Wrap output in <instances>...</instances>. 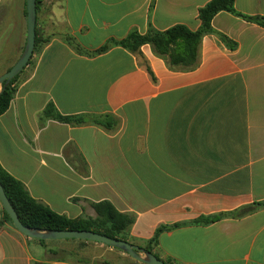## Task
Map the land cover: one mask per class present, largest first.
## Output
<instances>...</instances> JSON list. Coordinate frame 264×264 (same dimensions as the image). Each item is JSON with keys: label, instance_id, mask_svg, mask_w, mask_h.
<instances>
[{"label": "crops", "instance_id": "1", "mask_svg": "<svg viewBox=\"0 0 264 264\" xmlns=\"http://www.w3.org/2000/svg\"><path fill=\"white\" fill-rule=\"evenodd\" d=\"M211 1H37L36 49L0 116V165L67 218H94L104 201L134 215L130 243L165 263L264 264V207L192 224L264 203V28L247 19L264 18V0H235L238 14L218 13L190 71L170 69L150 45L97 53L133 32H196ZM27 12V0H0V77L25 50ZM49 105L116 125L59 122L44 116ZM50 242L4 224L0 264H144L100 243Z\"/></svg>", "mask_w": 264, "mask_h": 264}, {"label": "trees", "instance_id": "2", "mask_svg": "<svg viewBox=\"0 0 264 264\" xmlns=\"http://www.w3.org/2000/svg\"><path fill=\"white\" fill-rule=\"evenodd\" d=\"M222 11L238 14L235 9V0H212L209 4L200 9L199 19L201 21V27L196 32L191 31L184 25L172 27L165 32L151 30L146 35L133 32L122 41H110L107 45L99 49L97 53L106 52L110 46L116 45L123 47L131 53L139 54L143 46L150 45L155 55L163 58L170 69L175 71L193 70L198 66L201 42L206 35L215 33L212 22L215 16ZM247 19L264 28V18L247 17ZM219 36L230 48H235V44L226 36ZM67 40L71 44L75 43L73 38H68ZM18 77L19 75L15 77L0 94V116L6 113L10 108L16 94V81ZM44 116L72 125L95 124L104 126L108 129L116 125V120L112 117L100 119L90 116H63L57 112L53 105H49L46 108ZM0 183L21 222L28 228L57 231H93L107 237L130 242L128 239V232L135 224L136 217L118 211L110 202L104 201L94 204V209L97 214V218L95 219H70L54 212L46 205L35 200L29 194L23 183L8 174L1 165ZM261 207H264V203L243 207L232 213L202 217L192 224L210 225L227 217L243 218L253 214ZM2 213L3 219L0 221V226L8 224L14 228L12 219L4 209ZM181 226L183 225L177 224L172 227L159 228L155 238L150 244H156L158 236L162 232ZM39 241L44 245L46 244V241ZM146 250L152 253L151 246H148ZM52 253L56 254L57 252L52 251Z\"/></svg>", "mask_w": 264, "mask_h": 264}, {"label": "water", "instance_id": "3", "mask_svg": "<svg viewBox=\"0 0 264 264\" xmlns=\"http://www.w3.org/2000/svg\"><path fill=\"white\" fill-rule=\"evenodd\" d=\"M38 0H27V18H28V38L25 50L18 62L4 75L0 77V94L11 83V81L20 75V73L29 65L35 49L37 39V2ZM0 202L5 212L12 219L15 229L22 235L37 240H81L94 243H100L127 253L133 259L144 264H167L153 253L144 248L136 246L130 242L114 239L95 233L93 231H57V230H38L31 229L23 225L15 209L11 205L7 195L0 183Z\"/></svg>", "mask_w": 264, "mask_h": 264}, {"label": "rangeland", "instance_id": "4", "mask_svg": "<svg viewBox=\"0 0 264 264\" xmlns=\"http://www.w3.org/2000/svg\"><path fill=\"white\" fill-rule=\"evenodd\" d=\"M3 207L2 204L0 202V221L3 219V213H2ZM95 219L97 218V214L96 217L92 218V217H88V218H84V219ZM11 226V225H10ZM14 226V225H13ZM12 227V226H11ZM13 228V227H12ZM15 229V227L13 228ZM16 230V229H15ZM17 231V230H16ZM18 232V231H17ZM80 240H53L50 243H52V245L54 247L60 246V245H66V244H71V243H75V242H79ZM46 245V244H45ZM74 251V250H73ZM71 255H69L68 252H57L56 254H52L51 258H68Z\"/></svg>", "mask_w": 264, "mask_h": 264}]
</instances>
